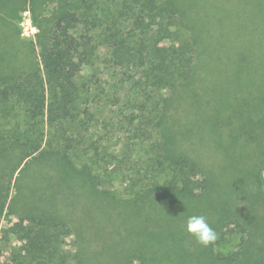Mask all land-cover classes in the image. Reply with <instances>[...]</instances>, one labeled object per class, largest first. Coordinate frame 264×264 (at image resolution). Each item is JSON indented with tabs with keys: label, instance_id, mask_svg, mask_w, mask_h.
<instances>
[{
	"label": "trees",
	"instance_id": "trees-1",
	"mask_svg": "<svg viewBox=\"0 0 264 264\" xmlns=\"http://www.w3.org/2000/svg\"><path fill=\"white\" fill-rule=\"evenodd\" d=\"M186 29L175 0H58L38 36L40 66L0 78V264H87L68 245L70 213L91 216L99 201L127 227L117 264L246 257L252 237L235 214L234 228H218L215 245L195 255L178 240L184 213L167 200L200 205L213 192L209 173L175 153L162 127L163 91L193 78L196 44ZM127 133L131 143L112 145ZM137 145L147 157L133 155ZM233 233L236 246L217 251Z\"/></svg>",
	"mask_w": 264,
	"mask_h": 264
},
{
	"label": "rangeland",
	"instance_id": "rangeland-1",
	"mask_svg": "<svg viewBox=\"0 0 264 264\" xmlns=\"http://www.w3.org/2000/svg\"><path fill=\"white\" fill-rule=\"evenodd\" d=\"M175 1L186 32L195 41L196 57L193 78L162 93L166 98L162 127L171 149L195 160L213 185L212 194L200 199V205L189 198H167L184 213L176 217L178 240L199 255L210 246L197 244L185 232L188 216L204 214L216 231L224 227L228 232L239 219L252 237L249 253L239 264H264L260 255L264 244V0ZM57 6L58 0H0V78L40 66L38 36ZM129 136H115L112 145L125 147L132 142ZM154 136L153 142L163 140L162 135ZM135 148L134 156L147 157L146 149ZM13 184L10 196L15 194ZM96 203L90 208L91 216L79 209L68 211L74 229L68 245L73 252L79 248L87 264H117L120 258L115 252L123 249L118 235L126 233L127 227L116 217L114 205ZM219 203L225 206L222 214L210 207ZM104 204V209L95 211ZM239 236L226 237L229 242L215 246L216 250H232ZM178 258L179 264H195L191 258ZM198 263L218 264L210 255Z\"/></svg>",
	"mask_w": 264,
	"mask_h": 264
},
{
	"label": "clouds",
	"instance_id": "clouds-1",
	"mask_svg": "<svg viewBox=\"0 0 264 264\" xmlns=\"http://www.w3.org/2000/svg\"><path fill=\"white\" fill-rule=\"evenodd\" d=\"M185 232L193 237L197 244L203 247L215 245L219 239V235L215 228L209 223V220L204 214H193L187 217Z\"/></svg>",
	"mask_w": 264,
	"mask_h": 264
}]
</instances>
